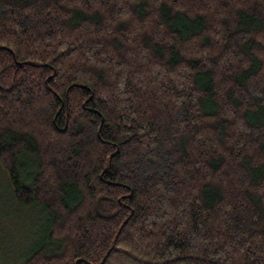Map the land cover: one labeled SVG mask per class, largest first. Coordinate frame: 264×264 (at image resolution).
<instances>
[{
    "label": "trees",
    "instance_id": "obj_1",
    "mask_svg": "<svg viewBox=\"0 0 264 264\" xmlns=\"http://www.w3.org/2000/svg\"><path fill=\"white\" fill-rule=\"evenodd\" d=\"M0 161L20 264H264V0H0Z\"/></svg>",
    "mask_w": 264,
    "mask_h": 264
},
{
    "label": "rangeland",
    "instance_id": "obj_2",
    "mask_svg": "<svg viewBox=\"0 0 264 264\" xmlns=\"http://www.w3.org/2000/svg\"><path fill=\"white\" fill-rule=\"evenodd\" d=\"M48 216L37 205L21 204L9 171L0 161V264H20L45 240Z\"/></svg>",
    "mask_w": 264,
    "mask_h": 264
}]
</instances>
